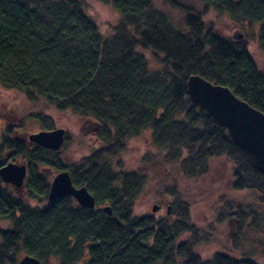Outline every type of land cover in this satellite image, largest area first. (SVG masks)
I'll return each instance as SVG.
<instances>
[{
  "label": "trees",
  "instance_id": "obj_1",
  "mask_svg": "<svg viewBox=\"0 0 264 264\" xmlns=\"http://www.w3.org/2000/svg\"><path fill=\"white\" fill-rule=\"evenodd\" d=\"M89 1L119 14L110 36L89 16ZM197 1L203 13L179 5V28L152 0H0V87L21 92L30 103L43 101L58 112L93 120L102 143L91 156L66 166L60 151L16 140L11 128L1 135L0 169L23 158L27 198L43 205L30 206L0 179V222L11 225L0 228V264H17L21 253L43 264L51 259L58 264H257L221 252L202 259L196 252L201 236L183 201L176 202L170 218L136 216L146 176L118 174L110 160L150 130L154 150L186 180L203 178L210 161L226 158L233 166L232 189L256 194L264 208V176L187 96L189 77L198 75L264 114V76L247 41L220 36L204 18L213 11L233 22L260 25L264 54V0ZM143 52L160 58V67H150ZM35 118L43 131L56 129L51 118ZM62 171L69 172L75 187L88 189L95 209L80 207L70 196L49 202L46 173ZM103 204L111 207V216L99 208ZM259 210L235 209V246L246 226L256 230L264 224Z\"/></svg>",
  "mask_w": 264,
  "mask_h": 264
},
{
  "label": "rangeland",
  "instance_id": "obj_2",
  "mask_svg": "<svg viewBox=\"0 0 264 264\" xmlns=\"http://www.w3.org/2000/svg\"><path fill=\"white\" fill-rule=\"evenodd\" d=\"M170 1L177 4L173 6ZM154 6L166 13L182 27L183 14L180 6H186L198 13H203L205 8L197 0H152ZM88 14L99 26L104 36H110L113 28L118 24L120 16L112 9L95 1L88 2ZM205 24L220 36L234 39L241 35L247 41L251 57L256 62L260 73L264 76V54L258 44L260 25H249L243 22H233L227 16H219L213 11L204 15ZM147 63L152 68L160 67V58L151 52L142 53ZM42 114L53 120L56 129L66 131V144L60 150V157L66 166L89 157L102 148V143L97 138L98 125L91 119H84L71 112H58L43 101L30 103L25 96L16 90H6L0 87V137L8 128L12 129V138L28 142L29 135L42 130L35 116ZM6 156H3L6 159ZM162 154L154 150L152 133L147 130L141 136L131 139L125 151L116 158H111V164L116 172H140L146 176L144 186L136 207L135 215L138 217L152 216L155 219L170 218L176 202L183 201L188 204L191 221L200 233V244L196 252L202 259H208L215 253L228 254L236 259L249 258L257 264H264V224L256 230L246 226L243 238L235 246L238 221L235 218V209L242 208L246 211L251 208H264L257 202V195L250 191L235 192L232 189V164L226 158L210 161L209 171L203 178L186 180L176 166L164 162ZM9 163L26 165L23 158L9 160ZM52 180L58 173H46ZM9 193H13L32 207H41L43 203L27 198L25 189L16 190L4 184ZM45 204V203H44ZM109 206L103 204L100 209ZM157 206L158 210L153 212ZM172 220V218L170 219ZM250 223V222H249ZM0 228H11L9 222H0ZM186 234L182 240H186ZM21 253L17 256V264L24 258ZM43 264V263H41ZM47 264H58L56 259H51Z\"/></svg>",
  "mask_w": 264,
  "mask_h": 264
},
{
  "label": "water",
  "instance_id": "obj_3",
  "mask_svg": "<svg viewBox=\"0 0 264 264\" xmlns=\"http://www.w3.org/2000/svg\"><path fill=\"white\" fill-rule=\"evenodd\" d=\"M234 40H242L236 35ZM187 96L190 102L208 114L213 123L228 133L231 141L245 154L252 166L264 176V114L235 96L226 87L212 84L204 78L193 75L187 81ZM66 140L64 129L40 131L29 135L28 142L36 147L51 152H59ZM27 166L8 163L0 169V179L3 184L21 190L27 179ZM70 196L77 204L93 210L96 207L95 198L86 187L77 188L73 185L69 172L62 171L51 180L48 195L49 202ZM109 216L110 206L103 208ZM158 207L153 208L156 212ZM18 264H41V261L24 256Z\"/></svg>",
  "mask_w": 264,
  "mask_h": 264
}]
</instances>
